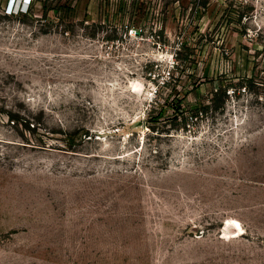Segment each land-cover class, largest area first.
I'll return each mask as SVG.
<instances>
[{
	"label": "rangeland",
	"instance_id": "obj_1",
	"mask_svg": "<svg viewBox=\"0 0 264 264\" xmlns=\"http://www.w3.org/2000/svg\"><path fill=\"white\" fill-rule=\"evenodd\" d=\"M10 1L0 264H264V0Z\"/></svg>",
	"mask_w": 264,
	"mask_h": 264
},
{
	"label": "trees",
	"instance_id": "obj_2",
	"mask_svg": "<svg viewBox=\"0 0 264 264\" xmlns=\"http://www.w3.org/2000/svg\"><path fill=\"white\" fill-rule=\"evenodd\" d=\"M216 92L217 91H215V94H216ZM208 107H209V104L201 105L199 108H196V110L193 112V116L198 119L201 116L206 115ZM212 107L214 109L216 108V106H214V105ZM184 110H185V107H184L183 104H176L175 105V108H174L175 116L174 117L180 115V120L179 121H180L181 124H183L182 128L185 127V120H186V117H187V115L185 114ZM161 114H162V110H160L157 113V115H152L151 114L150 118H149V122L153 123V124L150 125V129L153 130V131H156L157 133L160 132V130H159V128H157V130H156L155 124L157 123V125H158L160 123L159 122V119H160L159 117H160ZM167 129L168 128H165V130H167ZM166 133H168V132H166Z\"/></svg>",
	"mask_w": 264,
	"mask_h": 264
},
{
	"label": "built area",
	"instance_id": "obj_3",
	"mask_svg": "<svg viewBox=\"0 0 264 264\" xmlns=\"http://www.w3.org/2000/svg\"><path fill=\"white\" fill-rule=\"evenodd\" d=\"M31 0H23L25 4H29Z\"/></svg>",
	"mask_w": 264,
	"mask_h": 264
}]
</instances>
